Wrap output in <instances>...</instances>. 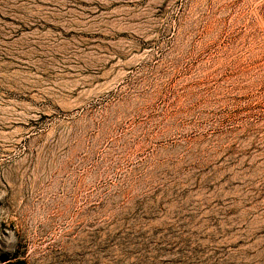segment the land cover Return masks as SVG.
<instances>
[{
	"label": "rangeland",
	"instance_id": "rangeland-1",
	"mask_svg": "<svg viewBox=\"0 0 264 264\" xmlns=\"http://www.w3.org/2000/svg\"><path fill=\"white\" fill-rule=\"evenodd\" d=\"M264 264V0H0V264Z\"/></svg>",
	"mask_w": 264,
	"mask_h": 264
},
{
	"label": "trees",
	"instance_id": "trees-1",
	"mask_svg": "<svg viewBox=\"0 0 264 264\" xmlns=\"http://www.w3.org/2000/svg\"><path fill=\"white\" fill-rule=\"evenodd\" d=\"M4 264H25V261L24 260H19V259H17L16 256H14V257H12L9 261H7Z\"/></svg>",
	"mask_w": 264,
	"mask_h": 264
}]
</instances>
